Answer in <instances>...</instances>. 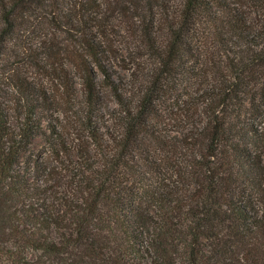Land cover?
<instances>
[{
  "label": "trees",
  "instance_id": "obj_1",
  "mask_svg": "<svg viewBox=\"0 0 264 264\" xmlns=\"http://www.w3.org/2000/svg\"><path fill=\"white\" fill-rule=\"evenodd\" d=\"M0 264H264V0H0Z\"/></svg>",
  "mask_w": 264,
  "mask_h": 264
},
{
  "label": "rangeland",
  "instance_id": "obj_2",
  "mask_svg": "<svg viewBox=\"0 0 264 264\" xmlns=\"http://www.w3.org/2000/svg\"><path fill=\"white\" fill-rule=\"evenodd\" d=\"M128 37H129V34L124 32L122 36H120L118 39H120L121 42L122 40L128 41ZM121 48L122 46H120V44H118V46L117 45L115 46L116 50H119ZM135 52H136L135 53L136 56L141 55V54L145 55L146 50L143 48L141 50H135ZM143 58L146 59L145 56H143ZM146 60L147 62H151V60H148V59ZM115 65L116 66H114V68L117 74L124 76L128 73L127 70H124L122 68L121 65H125L122 62L119 61ZM76 81L79 82L78 79ZM78 86H79V83H78ZM68 107L69 106L64 102L62 108L53 116V118L56 119L57 121L58 129L60 133L64 135L66 139H68L67 141H70L75 133L76 128L72 126V121L75 118V116L73 117V110L70 111ZM44 125H46V122H44ZM43 144H44L43 140L39 136H37L34 138L32 149L34 151H39L40 149H42Z\"/></svg>",
  "mask_w": 264,
  "mask_h": 264
}]
</instances>
